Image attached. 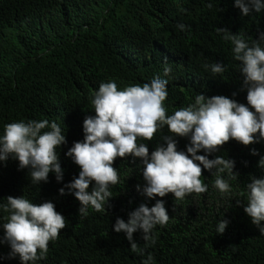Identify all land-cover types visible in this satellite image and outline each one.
I'll list each match as a JSON object with an SVG mask.
<instances>
[{
    "label": "trees",
    "instance_id": "trees-1",
    "mask_svg": "<svg viewBox=\"0 0 264 264\" xmlns=\"http://www.w3.org/2000/svg\"><path fill=\"white\" fill-rule=\"evenodd\" d=\"M234 4L235 0H0V134L8 123L48 119L62 128L67 140L58 150L62 182L50 173L47 183L34 186L29 170H20L18 161L0 163V203L9 196H24L35 204L50 201L66 219L59 238L49 242L47 259L39 264H142L149 254L155 264H264V235L244 212L246 199L240 195L250 177L264 176V169L257 167L260 156L251 155L256 149L264 156V143L244 146L230 140L209 157L235 161L239 180L233 182L231 195L222 196L212 187L211 173L202 170L207 193L188 195L180 202L172 194L157 197L165 201L170 219L155 230L154 245L145 247L141 234L134 233L143 255L133 253L125 234L114 231L117 218L127 222L128 214L141 204L156 203L137 191V185L142 189L145 184L139 160L116 159L121 182L112 187L106 212L90 211L82 218L76 198L59 194L79 176V166L66 153L83 141V122L95 115L91 98L101 83L115 81L123 90L143 86L157 75L168 79V115L193 103L198 94L247 104L238 62L216 29L243 31L259 39L264 12L244 17ZM179 23L187 31L178 30ZM214 62L226 66L223 77L205 70V64ZM165 67L172 68L169 77L163 75ZM168 134L165 126L152 141L138 143H147L151 154ZM176 139L178 151L186 152L190 141ZM222 219L229 225L220 235L216 225ZM9 253L10 247L0 244V264H20L19 258H8Z\"/></svg>",
    "mask_w": 264,
    "mask_h": 264
},
{
    "label": "clouds",
    "instance_id": "clouds-1",
    "mask_svg": "<svg viewBox=\"0 0 264 264\" xmlns=\"http://www.w3.org/2000/svg\"><path fill=\"white\" fill-rule=\"evenodd\" d=\"M234 6L244 17L264 12V0H235ZM207 7L211 9L213 4L208 3ZM176 27L187 31L183 23ZM216 32L231 46L232 59L238 62L243 90L247 92L246 105L226 96L198 94L193 103L168 115L164 106L169 95L168 79L157 75L143 86L137 84L123 90L118 89L115 81L101 83L91 98L95 115L87 116L83 122L84 139L75 142L66 153L80 172L59 194L76 198L82 218L90 211L106 212L113 198L111 189L121 182L120 172L114 167L116 159L131 157L133 163L139 160L145 184L142 189L137 185V191L156 203L152 207L141 204L128 214L127 222L117 218L114 225L116 233L125 234L133 253L144 254L134 240V233L141 234L145 247L154 245L155 230L169 222L165 201L157 197L172 194L180 202L188 195L207 193L209 186L202 179V170L211 173L212 187L222 196L231 195L233 182L239 180V174L234 171L235 161L224 156L209 157L230 140L244 146L264 143V31L256 40L243 31L233 34L224 28ZM204 68L214 77H223L227 71L222 62L205 64ZM171 73L172 68L165 67L164 77ZM165 126L169 134L163 135L162 143L149 154L147 143L138 141H152ZM177 137L190 141L186 152L178 151ZM66 143V134L55 121L8 123L0 134V163H6L9 158L18 161L20 170H29L34 186L47 183L50 173L59 183L64 172L58 150ZM200 152L204 155H198ZM251 155L260 156L257 167L264 169V156L256 149ZM250 180L240 193L246 199L244 212L264 235V176H253ZM5 200L0 203V213L4 214L0 244L10 247L8 258H19L20 264L46 260L49 242L56 241L66 227L65 217L50 201L35 204L24 196H9ZM228 225L227 219L219 220L216 232L224 234ZM142 264H155L154 257L149 254Z\"/></svg>",
    "mask_w": 264,
    "mask_h": 264
}]
</instances>
